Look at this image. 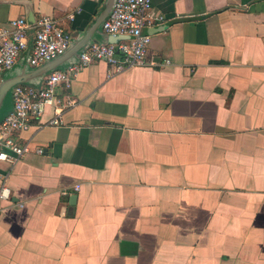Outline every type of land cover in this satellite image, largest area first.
<instances>
[{
  "label": "crops",
  "instance_id": "crops-1",
  "mask_svg": "<svg viewBox=\"0 0 264 264\" xmlns=\"http://www.w3.org/2000/svg\"><path fill=\"white\" fill-rule=\"evenodd\" d=\"M115 1L0 0V26H33L3 75L0 124L16 84L40 87L114 43L102 25ZM152 4L163 22L147 28L148 65L90 64L13 133L33 151L0 163V264H264V0ZM44 16L72 45L34 68Z\"/></svg>",
  "mask_w": 264,
  "mask_h": 264
},
{
  "label": "built area",
  "instance_id": "built-area-1",
  "mask_svg": "<svg viewBox=\"0 0 264 264\" xmlns=\"http://www.w3.org/2000/svg\"><path fill=\"white\" fill-rule=\"evenodd\" d=\"M160 22L163 17L154 11L152 0H116L102 28L107 35L119 36L122 40L115 44H91L80 54L77 65L53 71L40 87L16 86L12 91L13 111L0 124V163L15 164L33 151L28 144L19 145L13 133L28 130L33 120H40L45 108L56 102L58 87L70 88L72 78L90 64L104 61L113 74L148 65L152 37L147 28ZM32 27L24 18L12 20L8 28L0 26V87L3 74L13 69L28 50ZM71 45V34L51 17L44 16L36 22L28 63L36 68L54 61L66 54ZM59 124L58 118L50 122V125ZM35 153L43 154L44 151L37 149ZM10 192L3 183L0 200L8 199Z\"/></svg>",
  "mask_w": 264,
  "mask_h": 264
},
{
  "label": "water",
  "instance_id": "water-1",
  "mask_svg": "<svg viewBox=\"0 0 264 264\" xmlns=\"http://www.w3.org/2000/svg\"><path fill=\"white\" fill-rule=\"evenodd\" d=\"M114 4H115V3H114ZM113 7H114V6H113ZM112 10H113V9H112ZM108 17H109V16H108ZM103 23H104V22H103ZM110 37L113 38V40H114V43H112V44H115V42L118 43V41H120V40L122 39V37H119V36H110ZM107 44H109V43H107ZM68 51H69V50H68ZM68 51H67V52H68ZM66 54H67V53H66ZM66 54H64L63 56H65ZM63 56H61V57H63ZM61 57H59V58H61ZM59 58H58V59H59ZM56 60H57V59H56ZM54 61H55V60H54ZM51 62H53V61H51ZM51 62H49V63H51ZM46 64H48V63H46ZM3 75H4V74H3ZM3 83H4V82H2V84H1L0 91H1V90H2V91L5 90V87H6V86L4 87V84H3ZM16 85L18 86V84H16ZM16 85H15V87H16ZM15 87H14V88H15ZM14 88H13V89H14Z\"/></svg>",
  "mask_w": 264,
  "mask_h": 264
}]
</instances>
